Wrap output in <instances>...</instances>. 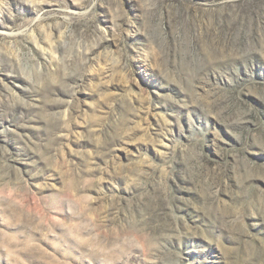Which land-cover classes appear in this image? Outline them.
<instances>
[{"label":"rangeland","instance_id":"374dc122","mask_svg":"<svg viewBox=\"0 0 264 264\" xmlns=\"http://www.w3.org/2000/svg\"><path fill=\"white\" fill-rule=\"evenodd\" d=\"M0 264H264V0H0Z\"/></svg>","mask_w":264,"mask_h":264}]
</instances>
